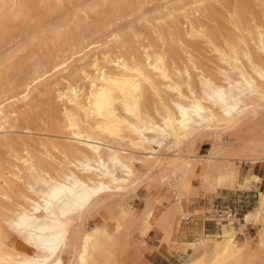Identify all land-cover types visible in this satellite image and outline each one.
<instances>
[{
  "label": "bare ground",
  "instance_id": "6f19581e",
  "mask_svg": "<svg viewBox=\"0 0 264 264\" xmlns=\"http://www.w3.org/2000/svg\"><path fill=\"white\" fill-rule=\"evenodd\" d=\"M6 1L0 0V12ZM10 1L15 5V0ZM195 3L202 4L200 0ZM188 25L190 36H205L202 26L192 21ZM235 27L237 40L210 42L222 63L217 69L219 77L196 66L194 55L180 38L178 42L188 55L183 67H172L164 51L150 46L143 47V58L138 59L121 51H99L96 42L83 37L78 52L83 65L78 72L89 81L88 86L71 82L68 58L58 59L51 70L37 74L22 91L0 100V130H5L18 115L16 105H26L31 91L47 81L51 71L65 74L63 87L55 89L62 105V136L41 140L37 152L27 145L21 153L9 149L11 169L3 176L4 184L0 183V197L10 206L0 219V264H70L72 252V264H126L135 223L153 227L159 219L171 220L175 232L183 220L203 211V205L190 207V197L198 194L192 180L199 165L204 167V185L219 187L235 180L233 164L217 168L211 157L184 158L178 163L179 154L168 160L160 155L169 138L180 146L190 137L217 133L222 126L239 127L251 118L254 122L263 118L264 3L262 22L253 30L241 24ZM166 92L172 94L170 98L165 97ZM137 164L150 173L161 167L155 184L166 185L173 200L166 204L170 196L154 195L148 208L141 211L125 199L119 209L105 211L104 221L88 222L89 212L98 203L130 194L142 177ZM250 167L248 164V170ZM169 169L175 172L176 182H169ZM248 170L245 181L251 178ZM152 177L146 178L148 182ZM261 201L264 205V198ZM162 205L165 208L156 215ZM244 220L245 225L250 221L259 225L264 237L262 210L250 212ZM243 227L237 230L227 224L214 239L211 251L202 230L194 235L193 230L185 229L180 243L188 255L204 250L196 262L185 264H240L236 242ZM7 231L17 240L6 235Z\"/></svg>",
  "mask_w": 264,
  "mask_h": 264
},
{
  "label": "rangeland",
  "instance_id": "374dc122",
  "mask_svg": "<svg viewBox=\"0 0 264 264\" xmlns=\"http://www.w3.org/2000/svg\"><path fill=\"white\" fill-rule=\"evenodd\" d=\"M200 2L202 4L197 5L195 0H15L14 5L7 0L0 12V100L22 91L37 74L51 70L58 59L68 58L71 82L88 86L89 81L78 72L83 65L78 61L82 54L78 53L82 49L79 41L83 37L96 42L99 51H121L126 56L135 55L138 59L143 58V47L150 46L154 50L164 51L172 67H183L188 62V55L178 42L180 38L185 48L194 55L196 66L219 77L217 69L222 63L210 42L222 44L226 39L237 40L239 31L236 24L253 30L255 24L262 22L264 0ZM188 21L202 26L205 36H190ZM251 46L255 50L253 42ZM93 54V51L88 53L86 64ZM87 71L92 74L90 67H87ZM193 73L197 75L198 71ZM49 74L47 81L31 91L26 105H16L18 115L11 121V126L0 130L1 184H4L3 176H8L11 169L10 148L21 153L27 145L37 152L41 140L63 134L62 105L55 89L63 87L61 78L65 74L54 71ZM171 95L170 92L165 93L166 98ZM247 123L239 127L222 126L217 133L190 137L180 146L168 139L164 152L160 154L163 160L177 154L178 163L184 158L198 160L199 157H211L217 168L233 164L235 180L219 187L204 185L201 181L204 167L199 165L192 180L193 191L196 190L198 194L190 197V207L203 205V211L192 219L183 220L175 232L171 220L159 219L155 227L135 223L125 255L126 264L196 262L204 250L199 248L188 255L186 247L180 243L185 239V229L193 230L194 235H199L202 230L206 248L211 251L214 239L222 234L227 224L239 230L245 225V215L256 209L264 214L261 201L264 198V116L256 122L251 118ZM151 146L155 147L153 144ZM248 164L251 165L249 170ZM137 167L142 177L131 188L130 194L125 198L107 197L89 212L88 222L104 221L105 211L119 209L125 199L141 211L148 208L154 195L170 196L166 204L173 200V193L166 185L155 184L160 171H163L161 167H156L151 173L143 170L139 164ZM247 170L251 178L245 181ZM168 173L169 182H176L173 169H169ZM149 176L153 177L148 182ZM223 200L226 205L218 206ZM9 207L0 197V219ZM164 208L163 205L159 207L156 215ZM228 216H231V220ZM243 230L236 242L237 255H240L238 261L240 264H264V246L261 247L264 237L260 236L259 225L250 221ZM5 234L17 240L10 231ZM74 257V252L69 254L70 264Z\"/></svg>",
  "mask_w": 264,
  "mask_h": 264
},
{
  "label": "crops",
  "instance_id": "0c3cea01",
  "mask_svg": "<svg viewBox=\"0 0 264 264\" xmlns=\"http://www.w3.org/2000/svg\"><path fill=\"white\" fill-rule=\"evenodd\" d=\"M225 190H226V189H225ZM229 190H232V189H229ZM220 203H221V204H217V205H218V206H220V205H221V206L226 205V201H224V200H223L222 202H220Z\"/></svg>",
  "mask_w": 264,
  "mask_h": 264
}]
</instances>
